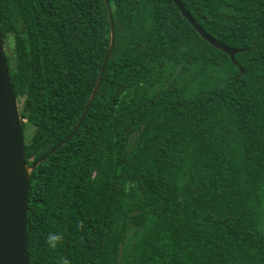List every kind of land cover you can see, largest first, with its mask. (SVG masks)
Segmentation results:
<instances>
[{"label":"trees","instance_id":"1","mask_svg":"<svg viewBox=\"0 0 264 264\" xmlns=\"http://www.w3.org/2000/svg\"><path fill=\"white\" fill-rule=\"evenodd\" d=\"M181 1L243 72L174 0H109L95 99L31 174L30 264H264V0ZM0 21L32 164L76 127L109 10L0 0Z\"/></svg>","mask_w":264,"mask_h":264},{"label":"water","instance_id":"2","mask_svg":"<svg viewBox=\"0 0 264 264\" xmlns=\"http://www.w3.org/2000/svg\"><path fill=\"white\" fill-rule=\"evenodd\" d=\"M105 1L108 6L111 21V42L95 87L73 131L63 141L32 164H29L26 160L20 103L12 82L10 66L6 58L0 21V264H30L27 239V216L31 174L43 160L55 153L73 137L99 90L105 67L115 45L113 11L109 0ZM174 2L183 15L194 25L199 34L209 41V43L228 53L243 72V68L236 60V53L244 49L232 48L220 42L210 35L192 16L181 0H174Z\"/></svg>","mask_w":264,"mask_h":264},{"label":"rangeland","instance_id":"3","mask_svg":"<svg viewBox=\"0 0 264 264\" xmlns=\"http://www.w3.org/2000/svg\"><path fill=\"white\" fill-rule=\"evenodd\" d=\"M4 48H5V52L6 54L10 55V56H14V52H15V48H14V40L12 38V36H9L6 39V42L4 44ZM26 124V131H25V141H29L33 135L34 132V126L30 123H28V121L25 119Z\"/></svg>","mask_w":264,"mask_h":264},{"label":"clouds","instance_id":"4","mask_svg":"<svg viewBox=\"0 0 264 264\" xmlns=\"http://www.w3.org/2000/svg\"><path fill=\"white\" fill-rule=\"evenodd\" d=\"M61 239V237L57 236V235H53V234H50L49 235V244L52 246V247H55V243L56 241H59ZM63 264H68V261L67 260H64L63 261Z\"/></svg>","mask_w":264,"mask_h":264}]
</instances>
